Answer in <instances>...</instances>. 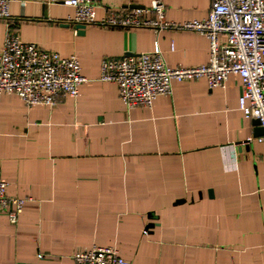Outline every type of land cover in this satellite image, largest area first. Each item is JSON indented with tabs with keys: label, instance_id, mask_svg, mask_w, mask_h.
Returning a JSON list of instances; mask_svg holds the SVG:
<instances>
[{
	"label": "crops",
	"instance_id": "1",
	"mask_svg": "<svg viewBox=\"0 0 264 264\" xmlns=\"http://www.w3.org/2000/svg\"><path fill=\"white\" fill-rule=\"evenodd\" d=\"M151 0H99L96 19ZM165 18L203 19L211 0H162ZM0 20L65 57L87 79L76 97L27 106L0 93V176L6 194L27 198L17 222L0 210V264H75L94 245L130 264H264V134L238 107L241 80L173 81L151 107L127 108L117 85L99 80L105 57L157 43L167 65L209 58L205 36L150 27L73 21L74 8L13 0ZM223 39V36L221 37ZM253 138L251 142H247Z\"/></svg>",
	"mask_w": 264,
	"mask_h": 264
},
{
	"label": "built area",
	"instance_id": "2",
	"mask_svg": "<svg viewBox=\"0 0 264 264\" xmlns=\"http://www.w3.org/2000/svg\"><path fill=\"white\" fill-rule=\"evenodd\" d=\"M12 1L0 0V20H9ZM47 2L73 7V21L77 24L187 30L207 38L208 61L195 66L167 65L157 43L149 51L103 58L99 80L115 83L118 96L128 109L151 107L158 96L171 93L173 81L204 78L210 88L224 87L228 76L235 74L241 80L239 109L264 128V0H211L205 18L183 22L165 18L162 0L111 12L101 19L95 16L99 0ZM85 81L76 54L62 57L36 43L23 41L7 23L0 49V93H14L27 106L53 105L63 97H76L79 85ZM254 139L264 142V134ZM6 187L7 182L0 176V210L15 224L27 198L7 195ZM72 259L75 264H130L113 246L94 245L74 253Z\"/></svg>",
	"mask_w": 264,
	"mask_h": 264
},
{
	"label": "water",
	"instance_id": "3",
	"mask_svg": "<svg viewBox=\"0 0 264 264\" xmlns=\"http://www.w3.org/2000/svg\"><path fill=\"white\" fill-rule=\"evenodd\" d=\"M134 7H137V6H134ZM84 25L83 24H77V28H83ZM256 124L259 125V121L258 120H255ZM261 129L264 131V128L261 127Z\"/></svg>",
	"mask_w": 264,
	"mask_h": 264
}]
</instances>
